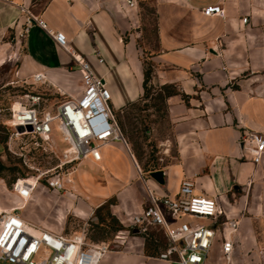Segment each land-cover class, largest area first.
<instances>
[{
	"label": "crops",
	"instance_id": "0c3cea01",
	"mask_svg": "<svg viewBox=\"0 0 264 264\" xmlns=\"http://www.w3.org/2000/svg\"><path fill=\"white\" fill-rule=\"evenodd\" d=\"M142 1L129 7L126 0H0V66L12 64L20 81L44 74L66 98L82 93L74 59L42 28L25 32L21 8L26 7L67 36L94 73L106 80L112 106L122 110L143 95L138 46ZM154 4V61L165 68L162 81L179 85L188 98V103L178 96L170 99L176 161L159 169L163 184L140 170L120 141L103 145L98 159L89 156L77 165L70 176L72 187L97 206L115 198L113 211L125 227L116 238L118 247L100 264H170L159 259L168 247L165 229L151 224L141 232L133 227V217L143 213L149 190L175 196L184 178L195 181L198 194L217 198L220 221H239L236 262L256 264L258 249L264 247V154L255 165L242 156L240 139L246 132L264 133V0ZM215 4L224 8V16L203 13ZM203 223L218 228L212 220ZM222 236L218 232L219 259Z\"/></svg>",
	"mask_w": 264,
	"mask_h": 264
},
{
	"label": "built area",
	"instance_id": "2783aa9c",
	"mask_svg": "<svg viewBox=\"0 0 264 264\" xmlns=\"http://www.w3.org/2000/svg\"><path fill=\"white\" fill-rule=\"evenodd\" d=\"M138 1L126 0V3L129 7H136ZM21 12L26 17L25 32L33 26L45 30L74 59L83 82L80 95L68 96L51 110L42 106V94L30 93L27 95L28 102L12 111L10 126L17 138L31 135L36 140H53V145L58 148L54 140V134L58 132L66 144L61 150L60 163L53 167V173L47 169L35 176L19 177L14 182L16 194L26 199L32 196L43 179L53 192H65L64 176L70 182L69 176L81 161L89 156L98 159L103 145L123 142L124 137L111 104V92L106 80L94 73L85 58L71 47L63 32L52 29L43 18L33 15L26 7L21 8ZM203 13L207 16H224L225 10L215 4L205 7ZM243 22L247 23L248 18H243ZM96 55L100 62H104L99 51ZM45 79L46 76L41 73L34 77L36 82ZM18 127H23L24 131L19 132ZM240 145L242 156L249 157L255 165H259L264 154V133L246 132L240 139ZM59 169L66 171L60 173ZM30 178H35L36 183H31ZM221 215L217 198L198 194L195 181L184 178L175 196L159 195L149 190L146 207L142 214L133 217V227L146 232L151 224L162 226L168 247L159 255V259L170 264H207L219 232L223 234V264H238L234 234L238 231L239 221H220ZM168 218L178 221V224L170 226ZM207 219L212 220L218 228L203 223ZM28 225L37 227L26 221L17 208L0 211V264H100L111 250L105 242L89 243L85 230L66 235L37 227L39 230L35 233L28 229ZM258 257L264 264V247L258 249Z\"/></svg>",
	"mask_w": 264,
	"mask_h": 264
},
{
	"label": "rangeland",
	"instance_id": "374dc122",
	"mask_svg": "<svg viewBox=\"0 0 264 264\" xmlns=\"http://www.w3.org/2000/svg\"><path fill=\"white\" fill-rule=\"evenodd\" d=\"M140 15L139 54L144 67V80L147 69L151 70L150 78L145 87L143 81V95L136 103L122 110L113 109L124 137L123 143L133 154L139 169L149 172L153 168L163 169L176 161L170 99L178 96L188 103V98L179 85L162 81L160 74L165 68L154 61L157 51L154 0L141 2ZM261 75L264 76V72ZM56 90L47 78L42 82L20 81L12 64L0 66V161L7 167L17 168L13 172L1 171L7 182L0 179V208L9 211L17 208L28 222L57 233L73 235L86 230L89 243L105 242L114 250L119 245L116 242L117 236L125 229L113 211L117 203L115 198L109 199L110 202H105L104 205L90 203L64 176L65 192H53L43 179L32 196L23 199L14 191L12 181L9 182L14 176H35L47 169H51L53 173V167L60 163L61 150L66 144L62 142L58 132L54 134L58 146L56 148L53 140H36L31 135L17 138L10 126L13 109L27 103L28 94H42V106L51 110L66 99V96L58 94ZM168 91L174 95L167 96ZM65 171L59 169L60 173ZM69 178L72 181L70 176ZM29 181L36 183L35 178H30ZM217 247V244L213 247L207 264H223ZM256 264H261L260 259Z\"/></svg>",
	"mask_w": 264,
	"mask_h": 264
},
{
	"label": "trees",
	"instance_id": "16d2710c",
	"mask_svg": "<svg viewBox=\"0 0 264 264\" xmlns=\"http://www.w3.org/2000/svg\"><path fill=\"white\" fill-rule=\"evenodd\" d=\"M150 74H151V70L150 69H147L145 70V80H144V87L147 83V81L149 80L150 78ZM167 96H171V95H174V93H171L170 91L167 92L166 94ZM136 103V102H135ZM134 104V103H133ZM132 105V104H130ZM129 105V106H130ZM128 107V106H127ZM17 168L16 167H7L5 166L1 161H0V179L3 180L4 182H7V180L5 179V177L1 174V171L3 170H9L11 172L15 171ZM159 169L161 168H153L151 171L149 172H154V171H158ZM19 177H23L21 175L19 176H14V178L12 180H10L9 182L12 181V183L14 184V182L19 178ZM106 202H110V200H107ZM104 205V204H103ZM86 231V230H85ZM86 237H87V232H86Z\"/></svg>",
	"mask_w": 264,
	"mask_h": 264
},
{
	"label": "water",
	"instance_id": "95a60500",
	"mask_svg": "<svg viewBox=\"0 0 264 264\" xmlns=\"http://www.w3.org/2000/svg\"><path fill=\"white\" fill-rule=\"evenodd\" d=\"M17 130L19 132H23L24 128L23 127H18ZM151 177H153L156 181L159 183L163 184L164 183V172L162 170L154 171L151 172ZM139 230H134V232H138Z\"/></svg>",
	"mask_w": 264,
	"mask_h": 264
},
{
	"label": "bare ground",
	"instance_id": "6f19581e",
	"mask_svg": "<svg viewBox=\"0 0 264 264\" xmlns=\"http://www.w3.org/2000/svg\"><path fill=\"white\" fill-rule=\"evenodd\" d=\"M58 139V138H57ZM57 141V140H56ZM0 211H9V210H6V209H0ZM27 221V220H26ZM40 228H42V227H40ZM28 229L30 230V231H32V232H35V233H37L38 232V228L37 227H34V226H31V225H28Z\"/></svg>",
	"mask_w": 264,
	"mask_h": 264
}]
</instances>
